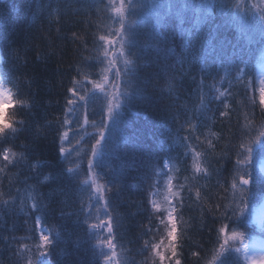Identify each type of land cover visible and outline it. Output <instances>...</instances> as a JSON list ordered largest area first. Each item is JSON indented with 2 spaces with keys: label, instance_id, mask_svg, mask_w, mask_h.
Segmentation results:
<instances>
[{
  "label": "snow or ice",
  "instance_id": "snow-or-ice-1",
  "mask_svg": "<svg viewBox=\"0 0 264 264\" xmlns=\"http://www.w3.org/2000/svg\"><path fill=\"white\" fill-rule=\"evenodd\" d=\"M104 8L106 13L110 11L115 14L114 17L106 15V18L118 23L119 27L108 35H99L96 42L97 56L92 58L95 66L107 65L100 68L102 79L98 82L86 77L81 81L73 77L72 86L67 89L70 98L66 101L65 118L61 121L64 130L59 134L61 146L56 158L57 164L52 172L43 176V180L39 179L42 175L43 162L36 160L30 165L37 175V184L30 186L31 191L27 193L26 198L32 201L31 211L40 215H37L35 220V228L39 233V243L35 245L37 254L35 258L29 255L27 264H53L52 261L44 259L46 254H52L48 251V246L51 245L54 249L60 242L69 246H79L82 240L80 235H76V239H73L74 231L65 228L63 224L45 226L49 205L38 190L44 181L61 185L53 189L54 192L65 193L68 185L78 189L80 208L68 213L61 209V216L76 228L87 225V239L96 241L92 246V256L98 264H129L126 258L118 256L116 252V241L123 218L116 210L117 206L113 200L130 187L128 181L135 179L134 173L141 168L144 170L141 183L151 181L148 183V188L151 189L148 199L152 209L150 217L156 214L160 222L166 225L168 248L172 257L177 256V215L183 207V197L179 189H183L184 185H178V189L174 190L173 177L169 172L172 170L179 172L180 169L175 168L174 165L170 166L169 161H165L162 166L159 165L158 158L153 152L155 144L150 142L155 139L154 134L134 133L129 136L120 133L119 123L123 120V113L130 111L137 102L148 100L152 93H158L160 97L171 101L170 107L174 106L180 98L177 93L183 87L185 76L199 73L200 79L197 88L194 89L192 107L182 106L185 110V119L179 124V128H186L189 134L180 137L178 128L173 140V143L184 148L185 158H191L192 178L197 181L199 178L214 174L219 176V168L212 167L210 157L218 155L219 159L216 163L219 164L224 159V155L215 153L212 140L207 137L201 138L198 134L199 125L192 123V119L197 113L204 116L208 111H212L210 106L214 100L220 101L223 105L224 110L219 113L221 117L231 116V105L226 99L227 95H231L230 91L228 89L220 91L216 87L231 70H235V80L244 88L246 107H251L253 110L259 107L261 115L264 116V0H175V2L160 0L159 3H144L143 0H127V2L109 0ZM144 9H150L155 14V18L150 23L149 31L144 38L139 39L137 21ZM4 22L7 25V18ZM169 22L171 29L168 27ZM228 26L239 28L241 37L248 43L247 48L242 45H232L233 50L231 52L227 50L221 40V30ZM7 41V32L0 33V43L6 46ZM254 45L259 47L256 48ZM133 49L136 51H132ZM256 52L260 55L255 56ZM149 61L155 66L156 71L150 79L144 78L141 81L140 71L149 66ZM218 68L225 72V76L220 77V80L216 79L219 74ZM245 76L248 77L247 80L244 79ZM209 77L213 80L212 84L207 83ZM193 79L195 80V77ZM5 84L16 87L15 82L8 78V73L0 74V99L5 105L15 107L12 91L6 88ZM88 84H92V88H88ZM249 92L252 93L250 97ZM93 97L107 101V108L103 111L99 124L90 119L87 111ZM17 103L25 108L28 107L27 100H20ZM82 106L85 108L83 118L77 120L76 114ZM135 115L140 113L137 112ZM3 117L0 144L15 140L25 130L26 123L25 121L14 123L5 111ZM73 124L77 127L73 128ZM89 125L98 129L96 137L87 133ZM244 127L247 131L243 133V139L238 145H232L236 160L231 182L217 181L225 192L223 202L216 204L214 208L209 206V211H214L221 220L218 234L222 239L219 241V247L214 250L212 259L206 260L205 264H241V261L243 264H264V240L245 243V234L234 227L246 215L249 208L250 185H254L257 180H264V176H257L251 170L253 154L257 149L261 157L259 167L264 170V122H261L255 135L252 134L251 120ZM75 137H80L76 139L75 145L71 149L65 147L72 145ZM86 137L95 140L91 144L90 151L81 147ZM219 139L220 137L217 136V140ZM193 140L197 143H193ZM201 145H206V148L201 150ZM73 154L81 161L87 158L86 173L82 164L75 167L61 165L60 161L71 164ZM10 156H15L16 159H11ZM0 158L6 162L0 171L15 167L22 162L27 163L28 159L25 153H13L11 146L5 147L0 152ZM183 166L185 171L189 169L186 160ZM98 169L103 171V176L97 171ZM164 169H169V172H165ZM101 179L105 181L103 184L98 182ZM161 180L164 181L167 193L163 196L166 207L153 199L161 195ZM65 181L67 185L64 184ZM188 190L191 192L192 188ZM2 195L4 193H0V196ZM201 195L197 189L195 191L197 200L201 199ZM17 198L20 199L23 210L25 199L23 190H18L16 196L0 203L10 207L15 204ZM137 210H140L139 207ZM73 215L75 220H72ZM93 220L96 222H90ZM105 232L107 235H102ZM235 240L240 241L239 246L230 243ZM149 243L148 240L144 241L142 251L148 249ZM105 248L108 251H105ZM159 248V244H151L152 253L159 258L160 264H164L165 256L158 251ZM20 249L29 253L31 251L26 243H21ZM199 255L197 251L192 252L193 257ZM17 256L20 259L24 258L20 251L17 252ZM56 264H65V262L57 260ZM68 264L71 262L69 261ZM173 264H181L180 259H175Z\"/></svg>",
  "mask_w": 264,
  "mask_h": 264
},
{
  "label": "trees",
  "instance_id": "trees-1",
  "mask_svg": "<svg viewBox=\"0 0 264 264\" xmlns=\"http://www.w3.org/2000/svg\"><path fill=\"white\" fill-rule=\"evenodd\" d=\"M143 2L159 3L160 0H143ZM108 3L109 0H0V33L6 31L8 34L7 45L0 43V74L8 73V78L16 84V87L5 84L6 88L11 89L15 104V107L10 106L5 112L14 123L26 122L25 130L15 140L0 144V152L5 147L11 146L13 153H25L28 157L27 163L22 162L15 167L0 171V193H4L0 196V201L10 200L11 197L16 196L18 190H23L25 194L23 210H21L19 198L10 207L0 203V264H27L29 255L35 258L37 254L35 245L39 243V233L35 228V220L40 213L31 211L32 201L26 198L27 193L31 191L30 186L37 184V175L30 165L36 160L43 162L42 175L39 177L43 180V176L52 172L57 164L56 158L61 146L59 134L64 130L61 121L65 118L66 101L70 98L67 89L72 86L73 77L81 81L86 77L98 82L102 79L100 68L107 65L95 66L92 58L97 56L96 42L99 35H108L119 27L118 23L106 18V15L112 17L115 15L110 11L105 12L104 6ZM5 18H7V25L4 22ZM154 18L155 14L150 9H144L139 14L137 21L139 39H143L149 31V25ZM168 27L171 29V22ZM149 39L152 38L149 37ZM221 40L229 52L233 50L232 45L248 47L247 41L241 37L239 28L235 26L222 29ZM254 47L258 48L259 45ZM132 51L135 52L136 49ZM259 55V52L255 53V56ZM155 71V66L149 61V66L140 71L141 81L144 78L150 79ZM217 72L219 73L216 76L217 80L225 76L223 69L218 68ZM235 76V70H231L230 74L216 85L220 91L228 89L231 93L226 96L227 102L231 105V116L221 117L219 113L224 110L223 105L220 101L214 100L210 106L212 111H208L204 116L197 113L192 119V123L199 125L198 134L201 138L207 137L212 140L215 153L224 155V159L219 164L216 163L219 159L218 155L210 157L212 167L219 168V176L214 174L199 178L198 181L194 180L190 169L191 158H185L184 148L173 143L179 124L185 119V110L182 106L192 107L194 89L197 88L200 79L198 72L185 76L183 87L177 93L180 98L176 105L170 107L169 99L160 97L158 93H152L148 100L137 102L130 111L123 113V120L119 123L120 133L129 136L134 133L154 134L155 139L150 142L155 144L153 152L158 158L159 165L162 166L165 161H169L170 166L179 168V172L175 170L169 172V169L164 171L169 172V175L173 177L174 190L178 189V185H184L183 189H179L183 197V207L177 215L176 257H172L168 248L166 225L160 222L156 214L150 217L152 209L148 199L151 189L148 188V183L151 181L141 183L144 177L142 168L134 173L135 179L128 181L130 187L126 188L119 197L114 198L116 210L123 218L116 241V252L118 256L126 258L129 264H160L159 258L152 253L151 244L160 245L158 251L165 256L164 264H173L175 259H180L181 264H205L206 260L212 259L214 250L219 247V241L222 238L218 234V227L221 220L214 211H209V206L214 208L216 204L223 202L222 198L225 195L223 187L217 181L231 182L236 160L232 145H238L243 139V133L247 131L244 126L251 120L252 134L255 135L261 122H264V116L261 115L259 107L254 110L246 107L244 88L237 83ZM244 79L247 80L248 77L245 76ZM207 83H213L211 77ZM87 87L92 88V84H88ZM251 95L252 93L249 92L248 96ZM20 100H27L28 107L25 108L17 103ZM106 108V100L93 97L87 107L90 119L99 124ZM84 112L85 108L82 106L76 114V119L82 120ZM137 112L140 115H135ZM76 127L77 125L73 124V128ZM87 133L96 137L98 129L89 125ZM186 134H189L186 128H179L180 137ZM217 136L220 137L219 140ZM79 138L75 137L72 145H65V147L71 149ZM94 142V138L86 137L81 147L90 151L91 144ZM193 143L197 142L193 140ZM200 148L203 150L206 145H201ZM10 158L16 159L15 156ZM260 159L259 149H257L253 154L251 170L257 176H264L262 170L258 168ZM185 160L189 165L187 171L183 166ZM5 163L0 158V168H3ZM60 163L64 167L82 164L84 172L87 171L86 157L81 161L73 154L71 164L63 161ZM97 171L101 176L104 175L102 170ZM98 182L103 184L105 181L101 179ZM64 184L67 185V181ZM160 185L161 195L153 199L166 207L163 196L167 193L163 180L160 181ZM58 187L61 185L49 184L47 181L39 186V194L49 205L45 226L63 224L65 228L74 231L73 239H76V235H80L82 240L79 246H69L64 242L57 244L54 249L51 245L48 246V251L52 254H46L44 259L52 261L53 264H56L57 260L64 261L65 264L69 261L71 264H98L92 256V246L96 241L87 239V225L76 228L61 216V209L68 213L80 208L78 189L68 185L65 193L54 192L53 189ZM190 187L191 192L188 190ZM250 188L248 210L263 202L264 180H257L254 185H250ZM197 189L202 194L200 200H197L195 196ZM228 194L230 195V192ZM246 219L245 216L242 217L234 226L235 229L243 232L245 236L256 234L257 229L253 225H247ZM72 220H75V215L72 216ZM257 233V236L264 237V232L259 230ZM145 240L150 243L148 249L142 251ZM21 243L29 245L30 253L20 249ZM230 243L238 246L239 240ZM104 250L108 251L107 248ZM18 251L23 255V259L17 256ZM193 251H197L200 255L193 257Z\"/></svg>",
  "mask_w": 264,
  "mask_h": 264
},
{
  "label": "rangeland",
  "instance_id": "rangeland-1",
  "mask_svg": "<svg viewBox=\"0 0 264 264\" xmlns=\"http://www.w3.org/2000/svg\"><path fill=\"white\" fill-rule=\"evenodd\" d=\"M8 107H10V105H5L4 106V111H6V109L8 108ZM261 164V159H260V161H259V164H258V168L260 169V170H262L260 167H259V165ZM262 172L264 173V170H262ZM259 206H260V204H258L257 206H255V207H253V208H251L250 210H247V212H246V215H245V218H247L246 219V224L247 225H253V227L255 228V229H257V231L259 232V230L261 231H264V227H261L260 225H259V223H258V220L259 219H257L258 218V214H257V210H258V208H259ZM257 231L255 232L256 234H251V235H249V236H245V243H250L251 241H253V240H259V239H263L264 240V238H262V237H260V236H257ZM105 234V233H104ZM240 245V241H239V244H238V246Z\"/></svg>",
  "mask_w": 264,
  "mask_h": 264
},
{
  "label": "bare ground",
  "instance_id": "bare-ground-1",
  "mask_svg": "<svg viewBox=\"0 0 264 264\" xmlns=\"http://www.w3.org/2000/svg\"><path fill=\"white\" fill-rule=\"evenodd\" d=\"M257 214H258L257 215L258 216L257 219H259L258 220L259 225L261 227H264V201L260 204V206H259V208L257 210ZM259 240H263V239H259ZM259 240H257V241H259Z\"/></svg>",
  "mask_w": 264,
  "mask_h": 264
},
{
  "label": "clouds",
  "instance_id": "clouds-1",
  "mask_svg": "<svg viewBox=\"0 0 264 264\" xmlns=\"http://www.w3.org/2000/svg\"><path fill=\"white\" fill-rule=\"evenodd\" d=\"M4 102L2 99H0V127H2V122H3V112H4Z\"/></svg>",
  "mask_w": 264,
  "mask_h": 264
}]
</instances>
